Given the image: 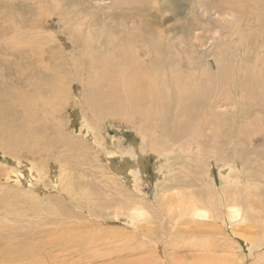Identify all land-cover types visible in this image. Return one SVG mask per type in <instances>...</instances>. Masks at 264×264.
I'll use <instances>...</instances> for the list:
<instances>
[{
  "label": "bare ground",
  "instance_id": "obj_1",
  "mask_svg": "<svg viewBox=\"0 0 264 264\" xmlns=\"http://www.w3.org/2000/svg\"><path fill=\"white\" fill-rule=\"evenodd\" d=\"M15 1L24 0H10L11 3ZM32 1L36 4L33 6L39 8L38 16L31 17L30 20L20 21H11L10 17V20H8L9 24L0 26V57L7 55L14 60V62L0 61V85L3 89L2 92L0 91V95L10 105L7 113H0V153L3 158H7V164H2L0 168V184L5 183L10 188H14L16 193L22 194L21 196L10 191L7 195L14 204L7 203L9 206H14L12 211L15 214L13 222L17 224L16 228L12 222H10V225L6 224L10 213L6 211V203L2 201L3 197L1 196L2 198H0V203L5 207H0V257L2 259L7 258V261L16 260V258L24 260L27 257L24 247H13L21 245L23 241L32 242L36 234L45 232L50 236L48 238V245L50 246L54 244L60 246L66 242V245L72 244V247L74 245L79 246L80 249H90L94 244L92 241L97 242L99 240L92 234L91 230L94 225L91 224L94 222L103 223L102 217L105 211L112 209L116 210L114 213L116 222H122L129 226H134L137 222H146V225H152L153 219L157 215L151 216L150 210L152 208H150V205L145 204L148 202L141 199L136 202L131 197L122 196L120 190L116 188L115 191L122 197L119 200L115 198L114 193L110 190L111 183L114 185L120 183V188L124 186L131 187L129 182L121 179L122 176L119 173L121 170L117 168L114 162L116 160L114 159L119 160V166L122 171H126L128 166L124 161H129L130 167L128 171L132 177L131 188L139 191L138 186L134 183L136 181L135 176L137 173L144 174L149 156L156 157L155 172L159 173L160 176H164L161 167L164 158L165 161L171 158L178 160L181 154L189 155L193 153L195 146L201 149V144H203L201 139H204V133L207 128L212 130L213 135L210 145H226L229 139L228 135L230 137L238 134L234 129L233 122L235 123L240 116L251 118L250 115L254 109L264 106V53L261 51L264 48V13H261V10L264 11V3L261 5V0H251L248 4L243 2L244 0H237L234 4L228 3L231 12L238 11L242 13L240 19H234L237 20V23L230 29V31L232 30L231 37L237 34L239 37H236L240 40L239 45L235 47L237 51L235 59L230 57L232 60L229 61V59L225 65L221 61L220 67H218L219 69L215 74L205 71L202 72V75L200 73L201 77L193 73L185 76L187 71L184 73L180 68L181 48L179 50V46L172 43L167 34H164L160 28L149 31L141 29L143 32L146 31L147 35L137 33L126 35L117 32L115 33L116 35H106V39H101L104 37L102 35H91V38L87 41L92 42V45L90 49L83 53L80 59L81 66L78 65V67L89 75L88 85L91 89L88 90L89 92H87L84 102L86 109L91 115L92 124L98 125L100 123L99 119L102 122L107 117H112L119 121L123 120L133 123L135 133L140 138V144L134 140L131 149L127 152L120 153L117 151L105 156L107 157L105 161L108 165V170L112 171V177L106 180L104 185L109 198L113 197V200L104 199L100 192L93 195L89 192V187L86 183L82 179L75 177L76 171L80 167L71 166L70 154L82 150V157H96L102 161L101 155L87 153L81 146V148L78 147V150V148H75L77 145L74 147L73 143L71 144V140H68V138L64 139L58 134V130L52 129L47 124V122L53 121V113L59 110V107L69 104L70 88L68 90L65 87V80L67 79L64 78L65 74H59L60 79L49 85L48 88L42 83L52 75L48 69L49 66H46L48 64H46L47 59L44 57L45 52L40 49L43 41L42 38L39 39L42 29L40 24L50 22L49 18L51 16L49 13L47 14L45 9H40L41 4L38 1L41 0ZM150 1L115 0L113 9H123L124 6H129L132 9L137 8L139 14H142V18H145L151 14V9L148 10ZM55 2V4L62 5L68 1L55 0ZM69 3H71V0H69ZM245 3L246 5H244ZM257 6H261V8ZM6 7H4V10ZM26 7L29 10L27 5ZM203 7L205 8V6ZM9 8H6V10ZM76 17L78 16L76 15ZM119 17L120 15L115 13L114 19L119 28H121L126 25V21L123 19L117 21ZM3 21H6V19H3ZM242 27L249 28V32H244ZM26 29L32 30L27 33L25 31L24 34L20 32ZM7 34L12 35L10 40H8ZM186 37L188 38V36ZM50 39H48L49 42L54 43V37L51 36ZM235 42L232 41V44ZM227 44L231 45V42ZM233 60L240 67H236L233 64ZM37 61L41 63H39L42 66L40 69L38 66H34ZM188 63L186 66L192 69L191 72L195 71V64ZM78 67L75 70L76 74L79 73ZM4 77L10 78V82H7L6 78L5 82ZM48 90H52V98L46 93ZM40 98H48L47 101L50 104L48 108L44 109L45 103L37 102ZM12 103L15 105L17 112H14ZM230 105L235 108V112L232 114L235 116L234 120L222 118L226 120L225 123H219L220 119L215 117L227 116V114L212 115L213 108L216 106V110H218L217 108L220 106L227 107ZM216 120V131H214L213 125ZM221 127H225L227 129L225 132L228 134L223 133ZM98 131L96 132V127H92L88 122H81L80 132L85 135L84 138L87 142L89 141L93 144L94 147L92 146V148L97 152H99V148H103L106 151L104 142L107 141L101 137V132L98 133ZM246 132L248 131L246 130ZM205 141L207 142V139ZM212 146L210 147L211 149H213ZM170 154L175 156L171 157ZM197 154H200V151ZM190 160L192 161V159ZM206 169H209L207 179L204 181L198 178L197 184H208L211 187L203 186L195 199L189 198L185 200L182 197L183 194H179L178 197L165 200L161 203V207L164 217H167L172 223L175 220L167 236V239H170L169 241L175 242L171 249L176 252L180 250L181 241L171 238V235L183 231L182 233L188 235L183 238L184 241L193 250L207 252V256L202 258L191 257V264H223L225 257L211 261L210 244L199 238L207 235L202 228L214 226L213 220L218 223H224L227 218L230 224L231 221L236 224L243 223L247 220V215L243 214V209H247L252 214L256 204L260 202L256 194L257 188L250 186L252 178L246 179L250 188L246 187L247 185L241 187L240 182L233 175L235 171L233 165L223 162L220 169V189L216 188L211 179L210 167L207 166ZM174 182L168 188H178L182 181L175 180ZM52 189L63 195V199H58V196L57 201L55 198L49 203L41 202L40 195L42 192L47 195ZM65 201H68L70 206H73V209H70L65 204ZM261 206L262 204L258 207L260 208ZM77 210L78 212H76ZM85 212L88 218L83 216ZM92 217L96 219L89 220ZM30 220H40V222L46 220L44 223L41 222V224L43 226H52V228L41 232L37 231L34 226L35 229L32 231L34 234L32 232L31 235L24 234L22 231L24 227L18 224L30 222ZM179 220H183L181 224H178ZM7 227H10L11 231L8 235H4L2 232ZM183 227H195L196 229L184 231ZM231 232L234 242L239 244H241L242 240L246 242L252 257L258 253L254 254L255 248H257L256 241L238 236L233 227H231ZM148 235L151 237L155 234L146 231L143 234L144 240L141 242L143 244L141 245L140 243L139 245V251L142 254L145 253L146 258L141 261V264H170L167 255L164 256L163 261L156 255V249L159 245L161 246L162 244L164 247H168L166 242L160 240L162 237L151 239ZM22 237L24 239H21ZM191 238H194L193 243H190ZM262 243L264 249V241ZM130 249L131 247L129 246L127 250ZM36 250L37 248L34 251ZM44 251L46 250L44 249ZM56 251L58 252L59 250ZM163 251L166 253V250ZM85 252H89V250ZM41 254L43 253L41 252ZM31 255L34 257L38 256L34 252ZM22 259L21 261H23ZM259 259L257 264H264L263 259ZM7 261L4 263H7ZM177 261L180 262V260ZM179 264H187V262L181 261Z\"/></svg>",
  "mask_w": 264,
  "mask_h": 264
},
{
  "label": "rangeland",
  "instance_id": "obj_2",
  "mask_svg": "<svg viewBox=\"0 0 264 264\" xmlns=\"http://www.w3.org/2000/svg\"><path fill=\"white\" fill-rule=\"evenodd\" d=\"M46 1L47 0H44L43 2V0H41L38 2L41 4L40 9H45L47 14H50L51 20L49 18L50 22H43L42 25L40 24L42 29L39 39L42 38L43 40L41 42L42 44H40L44 45H40V49L45 52L44 57L47 59V61L45 60L46 64H48L46 66H49L48 69L50 70L52 76L42 83L48 88L49 85L60 79L59 74H65L66 76L64 78H67L65 80V87L68 90L70 88L68 99L69 104H67V106L59 107L60 111L57 110L55 113H53V118L51 117L53 121L47 122V124L51 126L52 129L56 131L58 130V134H60L64 139L68 138V140H71L72 142H70L71 144L73 143L74 147L77 145L75 148L81 146L87 153H93L95 155L102 156H100L101 160L103 159L102 161L96 157L84 158L82 157V150H80L77 153L70 154L72 163L70 164L73 167H80L78 171H76L75 177L82 179V181L86 183V185L89 187V192H91L93 195H96L98 192H100L104 199L113 200V197L109 198L104 185L105 181L112 177V171L108 170V165L105 161L107 157L105 156L117 151L120 153L127 152L131 149V145L134 140L140 144V138L135 133V126L133 123H128L123 120L119 121L118 119L107 117L108 119L104 118L102 122L99 119V124L94 122L98 125L92 124L93 122L91 120V115L86 109L84 102L85 96L87 92H89L88 90L91 89V87L88 85L89 75L88 73L82 71V69L80 70L78 67V65L81 63L80 59L83 53L90 49L92 45V42L87 40L91 38V35H102L104 37L101 39H106V35H116L115 33L117 32L126 35L134 33L147 35L146 31L160 28L164 34H167L172 43H175L179 46V50L181 48L180 55L185 54L184 56H180V68L184 73L187 71L185 76L189 75V73H193L201 77L202 72L205 71L215 74L219 69L218 67H220L221 61H223V64L225 65L229 59V61L232 60V57L235 59L237 53L235 47L236 45H239L240 40L237 34H235L234 37H231L232 30L230 31V29L237 23V20L234 19H240L242 13L238 11H232V13L228 7V3L234 4L237 2V0H151L149 3L150 8L148 10L151 9L152 12L150 11V13L152 15L149 13L150 16L145 18H142V14H139L137 8L132 9L129 6H124L123 9H113L115 0H71V3H69V0H66L68 2H64L62 5L55 4V0H48L49 2ZM50 1L54 3H51ZM204 1L207 2L205 3ZM261 1L262 5L264 0ZM243 2L248 4L251 2V0H244ZM5 3L9 5L10 8ZM207 3L208 5H206ZM246 3L244 5H246ZM26 5L29 7V10ZM33 5L36 4H34L32 0H24L19 2L15 1L12 3L10 0H0V7H2L0 8V19H2L0 20V26L2 24H9L8 20L10 19H12L11 21L30 20L31 17L38 16L39 8ZM203 6H205V8ZM4 7L9 9L6 10L5 8L4 10ZM257 7L261 8V6ZM20 13L23 17L20 15ZM115 13L120 15L117 21H119V19L126 21V25L124 27L119 28L114 19ZM261 13H264V11L261 10ZM108 14H110V16H108ZM76 15L78 17H76ZM43 18L46 19L45 17ZM3 19H6V21H3ZM132 21H134V23H132ZM141 29H146V31L143 32ZM242 29H244V32H249V28L242 27ZM29 30L32 29H26L24 31L21 30L20 32L24 34L25 31L27 33ZM7 36L8 40H10L12 37L11 34H7ZM51 36L54 37V43L49 42L48 40ZM186 36H188V38ZM232 41L235 43L232 44ZM230 42L231 45L227 44ZM263 50L264 48L261 49L262 53H264ZM0 58H3L0 59V61L3 60L4 62H14V60H12V58L7 55H2ZM188 62L195 64V71L191 72L192 69H189V66H186L189 64ZM39 63L40 61H37L34 66H38L40 69L42 66L40 65L41 63ZM233 64H235L236 67H240L234 60ZM77 67L79 69V73L76 74L75 70H77ZM83 67L86 68L84 65ZM5 78L7 79V82H10V78L4 77L3 79L5 82ZM0 91H3L1 85ZM46 93L50 96V98H52V90H48ZM47 99L48 98H40L37 100V102L39 101L45 103L46 105L44 109H46L50 105ZM12 106L14 108V112H17L13 103ZM9 107L10 105H8L5 98L0 95V113H7ZM217 109L218 110H216V106L213 108L212 115H218L219 113L224 115L227 114V116L215 117L220 119L219 123L224 124L226 120L223 119L230 120L235 118V116L232 115L235 112L234 106H220ZM250 116L251 118L245 117L246 119L243 116H240L239 118L236 117L240 120L237 119L235 123L233 122V125L238 134L236 136L231 135L230 137L228 135L229 139L227 140L226 145H210V140L213 135L212 130L207 128L204 133V139H201L203 141V144H201L200 147L201 149L195 146L194 151H192L194 154H181V156L179 155L178 160L171 158L170 160L165 161L164 158V162L161 166L164 176H160L159 173L155 172L156 157L154 158L152 155L149 156L144 174L137 173L135 176L136 181L134 183H136L138 186L139 191L133 190L131 188L132 177L128 171L130 167L129 161H124L128 166L126 171H122V168L119 166V160H113L116 163L117 168L121 170L119 171L120 175L122 176L121 179H124L125 182H129L131 187L124 186L120 188V183L116 185L111 183L110 190L112 193H114L115 198L119 200L122 199V197L117 194V191H115L116 188L120 190L122 196L131 197L132 199H135L136 202H139V199L148 202L145 204L150 205V208H152L150 210L151 216L157 215L158 217L157 218L155 216L152 225H146V222H137L134 226H129L122 222H116L114 220V213L116 210L112 209L110 211H105L102 217L104 220L103 223L101 222V224H99L98 222H94L91 224L94 225L91 232L99 240L97 242L92 241L94 244L90 249H80L79 246L74 245L72 247V244H69V242H67L69 245H66V242H64V244H62L63 246H58L57 244L50 246L48 245V238H50V236L45 232L36 234L33 237L34 241L32 242L23 241L21 245H15V247H13H24V251L27 252V257L24 258V260L22 258H16V260L14 259L12 261H7V258L2 259V257H0V264H141V261L145 260L146 255L145 253L142 254L139 251V245L142 240H144L143 234L145 231L153 232L155 234L151 237L148 235L151 239L162 237L160 240L166 242L168 247H164V245L161 244V246L159 245V247L156 249V255L161 261H163L164 256L167 255V259L170 264H179L181 261H186L187 264H191V257L202 258L207 256V252L193 250V248H191L186 243V241H184L183 238L187 237L188 235L182 233L183 231L171 235V238L181 241L180 250L176 252L175 250L171 249L175 242L172 240L169 241L170 239H167V236L169 235L168 233L170 228L175 223V220L174 223H172L167 217H164L161 203H163L165 200H169L170 198L178 197L179 194H183L182 197L185 200L189 198L195 199L197 197V193L203 186L211 187V185L208 184H197L198 178L204 181L207 179L209 170L206 169L207 166L210 167L212 177L211 179L214 185L217 189H220V169L223 165V162L233 165V168L235 169L233 175L236 176L241 187H245V185H247L246 187H249L246 179L252 178V183H250V186L257 188L256 194L258 195V201L260 203L256 204L252 214L249 213L247 209H243V214L247 215V220H245V222L236 224L235 222L231 221L230 224L228 218L224 223H218L213 220L214 226L202 228L207 233V235L199 238L203 239L202 241L208 242V244H210V256H212L211 261L218 260L220 257H225L223 264H257V262L260 260L259 258L263 259L262 261H264V249L262 243V241H264V106L262 108L254 109ZM84 121L88 122V124H91L92 127L95 126L96 132L100 128L98 133L101 132V137L105 138L107 141L104 142L106 145L104 146L106 151L103 148H99V152H97L94 148H92L93 144L89 141H86L84 138L85 135H82L80 132L81 122L83 123ZM215 123H217V120L213 125L214 131H216ZM221 128L223 133L226 134L227 132H225V130L227 131V129L225 127ZM246 130L248 132H246ZM205 139H207V142ZM211 146L213 149L210 148ZM198 151H200V154H197ZM170 155L171 157L175 156L174 154ZM189 158L192 159V161ZM2 164H7V158H3V155L0 153V168ZM175 180H181V185H178L179 187L175 189L168 188V186L172 185ZM0 191V198L3 197L2 201L6 203V211L10 213V217L6 224L10 225V222H12L16 228L17 224L13 222L15 220V214L14 211H12L14 206H9L7 203L12 205L14 204L11 198L7 195L10 191L17 195L22 196V194L16 193L14 188H10V186L6 185L5 183L0 184ZM58 196V199H63V195L52 189L47 195H44V192H42L40 195V200L43 203H49L55 198L57 201ZM65 204H67L70 209H73V206H70L68 201H65ZM261 204L262 206L259 208L258 206ZM0 207L5 208L3 207L2 203H0ZM76 212H78V210ZM86 212L83 214V216L88 218ZM93 219L95 220L96 218H89V220ZM45 221L46 220H42L41 222L44 223ZM182 221L183 220H179L178 224H181ZM41 222L40 220H30V222H25L22 224L19 223L18 225H22V227H24V229H22L23 233H27L29 235H31V232L34 231V226L36 227L37 231L41 232L47 230L48 228H52V226H43ZM231 227L234 228L238 236L257 242V248H255L254 254L258 252V255L255 254L252 257L251 252H249V247L244 240L241 241V244L233 241ZM10 229V227H7L2 233L4 235H8L11 231ZM183 229L185 231L189 229L195 230L196 228L183 227ZM21 239L24 238L22 237ZM193 240L194 238H191L190 243H193ZM142 244L143 243H141V245ZM145 244L149 246L148 243L145 242ZM129 246L131 249L127 250ZM36 248L37 252L34 251ZM44 249L46 251H44ZM56 250L59 251L57 252ZM87 250H89V252H85ZM163 250H166V253H164ZM28 251L30 252V255ZM33 252L38 256H32L31 253ZM41 252L43 254H41ZM72 252L75 254H72ZM21 259L24 262L21 261ZM33 259L34 261H32ZM5 260L7 263H4L6 262ZM177 260H180V262Z\"/></svg>",
  "mask_w": 264,
  "mask_h": 264
}]
</instances>
